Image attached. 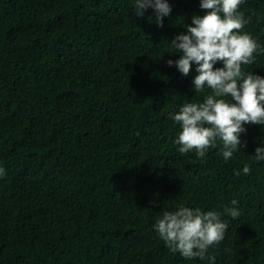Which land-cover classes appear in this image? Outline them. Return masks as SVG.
Wrapping results in <instances>:
<instances>
[{"label":"trees","instance_id":"16d2710c","mask_svg":"<svg viewBox=\"0 0 264 264\" xmlns=\"http://www.w3.org/2000/svg\"><path fill=\"white\" fill-rule=\"evenodd\" d=\"M168 3L158 26L134 0H0V264H264V126L244 125L228 161L219 140L204 158L178 151L169 116L207 90L192 91L197 65L167 66L168 42L205 13ZM238 11L259 46L242 71L264 78V0ZM180 207L228 225L204 259L154 230Z\"/></svg>","mask_w":264,"mask_h":264},{"label":"clouds","instance_id":"9594fccd","mask_svg":"<svg viewBox=\"0 0 264 264\" xmlns=\"http://www.w3.org/2000/svg\"><path fill=\"white\" fill-rule=\"evenodd\" d=\"M136 17L152 10L155 22L162 26L164 18L172 12L168 0H134ZM243 0H200L203 16L194 15L185 32L176 35L170 47L179 58L168 59L167 66L175 67L187 76L193 64L197 65L192 81L195 93L207 94L202 103H186L169 116L180 131L173 141L179 145L181 154L195 152L204 158L209 148L219 140L222 156L228 161L233 153L240 151V135L244 125L264 126V78L244 73L242 65L254 63L257 42L240 30L246 21L238 11ZM264 51V50H262ZM220 62L222 67L214 70ZM264 161V145L257 147L252 155ZM248 166L243 173L248 174ZM3 174V169H0ZM234 172V175H239ZM237 204L236 200L231 202ZM224 212L232 218L239 216L236 208ZM221 213L202 212L199 208L180 207L175 212H164L154 224L165 246L183 258L204 259L210 247L219 245L228 227L221 220ZM208 259L215 264V257Z\"/></svg>","mask_w":264,"mask_h":264}]
</instances>
